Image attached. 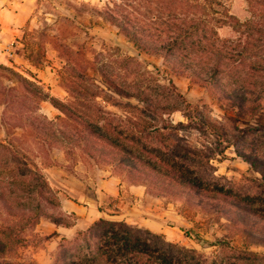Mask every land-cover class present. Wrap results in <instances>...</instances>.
Masks as SVG:
<instances>
[{
  "label": "rangeland",
  "instance_id": "rangeland-1",
  "mask_svg": "<svg viewBox=\"0 0 264 264\" xmlns=\"http://www.w3.org/2000/svg\"><path fill=\"white\" fill-rule=\"evenodd\" d=\"M225 1L232 15L243 21L249 17L246 0ZM108 3L109 0H37L32 22L2 50L0 66L28 79L48 97L35 105L39 109L33 115L52 121L64 117L51 101L67 103L70 89L87 87L99 93L102 107L118 118L124 117V112L114 106L135 101L115 92L108 84L112 82L127 92L144 93L154 99L181 94L193 108L199 107L212 121L237 136L231 146L211 147L217 153L224 151L225 156L190 159L183 162L185 167H175L181 173L190 171V175L180 177L183 182L212 190H198L191 197L177 199L150 186L135 185L119 167L95 162L68 144L56 141L44 150L30 129L9 128L2 122L19 121V104H15L13 112L0 108V140L12 143L15 150L28 154L42 168L54 199L60 203L59 207H48V213H59L61 219L72 224L57 225L42 219L20 233L24 241L8 249L0 257V264H71L85 248V237L98 234L100 224L93 226L100 220L124 224L153 239L152 245L161 249L165 242L175 246L174 251L190 253L191 264H198V253L216 255L222 244L264 255V174L235 154L239 144L264 161V110L252 113L250 108L229 105L216 89L214 93L213 88L175 73L162 57L140 52L116 26L95 12L104 11ZM219 35L227 39L232 33L223 28ZM14 84L16 80L0 71V85ZM169 120L174 124L188 122L184 112L173 113ZM182 136L185 145L212 155L208 147L214 138L207 133L185 129ZM48 164L54 166L46 167ZM111 176L121 179L118 198L124 202L122 207L115 199L102 202L97 198L100 185ZM128 186H142L144 195L127 194ZM72 203L82 212L76 215L66 211ZM244 217L256 222L258 228L248 230L251 234L235 221L241 223ZM13 223L16 219L9 218L0 203V230Z\"/></svg>",
  "mask_w": 264,
  "mask_h": 264
},
{
  "label": "trees",
  "instance_id": "trees-1",
  "mask_svg": "<svg viewBox=\"0 0 264 264\" xmlns=\"http://www.w3.org/2000/svg\"><path fill=\"white\" fill-rule=\"evenodd\" d=\"M246 3L249 17L244 21L230 13L225 0H109L104 11L95 12L116 26L140 52L162 57L175 73L213 88L214 93L216 89L229 105L250 108L254 113L264 110V0ZM223 28H229L232 36L222 39L219 31ZM0 71L16 80L14 86L0 85V108L13 112L17 103L22 109L18 122L2 121L9 128L30 129L44 150L56 141L68 144L95 162L119 167L135 185L150 186L171 198L191 197L198 190L211 193L209 187L183 182L180 177L190 175V171L181 173L175 167H185L183 162L190 159L225 156L224 151L217 153L211 147L231 146L237 136L199 107L193 108L181 94L154 99L107 81L115 92L135 101L114 106L124 112V117L118 118L102 107L97 91L73 87L67 103L51 101L64 117L46 120L33 114L39 109L35 105L48 97L12 69L0 66ZM175 112H184L188 122L174 124L169 117ZM185 129L213 137L208 147L212 155L185 145ZM247 151L239 144L235 148L238 157L264 174V161ZM0 203L9 218L16 219V223L0 230V257L24 241L20 236L23 230L42 219L72 225L59 213H48V207H59L60 203L54 199L42 168L28 154L2 140ZM261 216L264 220V214ZM235 221L242 224L246 234H251L250 228H258L248 217L241 223ZM97 225L98 234L85 237V248L71 264H191L190 253L174 251L175 246L165 242L161 249L152 245L153 239L124 224L100 220L93 228ZM228 245L222 244L213 256L198 253V264H264V255Z\"/></svg>",
  "mask_w": 264,
  "mask_h": 264
},
{
  "label": "crops",
  "instance_id": "crops-1",
  "mask_svg": "<svg viewBox=\"0 0 264 264\" xmlns=\"http://www.w3.org/2000/svg\"><path fill=\"white\" fill-rule=\"evenodd\" d=\"M36 2L37 0H0V56L2 50L8 48L10 45L12 38L20 33L21 29L32 22L31 17L34 13ZM8 55L11 56V53H8ZM4 57H6V54H4ZM120 184L121 179L119 177L111 176L100 185L97 198L102 202L115 199L120 207H122L124 202H122L121 198H118L120 195ZM123 185L126 186V184ZM144 190L142 186H128L127 194L140 197L144 195ZM65 210L69 213H75L76 215L82 212L79 206L73 203L68 204ZM127 212L128 210L125 207L124 213Z\"/></svg>",
  "mask_w": 264,
  "mask_h": 264
}]
</instances>
